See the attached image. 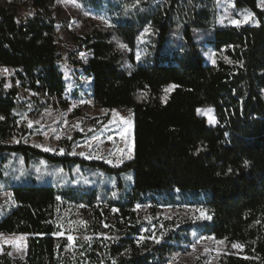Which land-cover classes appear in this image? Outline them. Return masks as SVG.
<instances>
[{
    "label": "trees",
    "instance_id": "obj_1",
    "mask_svg": "<svg viewBox=\"0 0 264 264\" xmlns=\"http://www.w3.org/2000/svg\"><path fill=\"white\" fill-rule=\"evenodd\" d=\"M78 1L110 14L114 26L75 38L92 58L83 65L73 54L71 65L91 80L97 107L132 111L134 158L111 168L51 156L23 141L29 129L21 111H32L24 101L36 105L30 116L39 111V98L68 105V87L58 65L62 58L53 15L56 0H0V68L12 71L10 87L0 73V154L76 160L114 174L133 170L134 187L118 198L110 190L11 188L16 207L0 222V234L26 236L27 249L23 259L5 251L0 264H185L171 260V242L180 235L170 230L158 243L144 238L137 207L154 191L201 190L212 194L206 233L225 244L218 264H264V10L259 0H234L259 22L243 27L218 25L216 0ZM28 6L34 9L32 17L24 15ZM148 26L162 42L179 34L188 42L192 63H136L134 50ZM200 26L214 34V65L206 63L195 43ZM127 59L134 66L121 70ZM172 85L176 87L166 93ZM20 95L22 102L15 105ZM204 108L213 110L215 125L198 114L197 109ZM107 233L112 236H103ZM68 235L75 237L73 246ZM233 243L243 249L235 251ZM194 264L205 263L198 259Z\"/></svg>",
    "mask_w": 264,
    "mask_h": 264
},
{
    "label": "rangeland",
    "instance_id": "obj_2",
    "mask_svg": "<svg viewBox=\"0 0 264 264\" xmlns=\"http://www.w3.org/2000/svg\"><path fill=\"white\" fill-rule=\"evenodd\" d=\"M216 1L218 25L232 27L258 25L254 15L247 23L243 22L245 15L250 11L243 7H237L234 0ZM259 7L264 10V7ZM53 15L58 26L57 45L62 58L58 65L68 87L64 94L68 105L62 107L56 100L43 97L39 98L40 108L33 116H30V112L35 107L32 111L20 110L27 124L29 121L33 122V126L28 127L29 132L23 141L26 145L35 147L51 156H68L88 162H102L111 168H119L132 159L126 158L127 144L119 135L120 128L115 124H109V121L115 119L118 122L121 117L132 120L131 142L134 157L133 113L130 110L110 112L97 107L91 99V80L79 67L71 65L70 62V56L73 54L83 65L89 62L92 53L85 47L79 49L75 38L85 39L96 28L114 26L112 16L105 11L91 10L78 0H56ZM234 20L241 21L239 26L232 23ZM196 31L197 48L203 54L206 63L214 65V34L208 26H200ZM115 41L119 49L128 52L127 47L121 48L119 45L122 43ZM187 45L188 42L181 39L177 33L162 42L148 26L141 33L135 47V62L140 65L156 63L171 65L180 64L179 61H182L183 64L192 63L188 58L189 47ZM133 66L134 64L127 59L122 62L120 68L129 70ZM3 69L8 71L4 72ZM0 73L8 80V87H10L12 71L8 68H0ZM207 109L209 108H204L205 111L199 115L204 117L208 123L210 118L216 121L213 110L208 112ZM109 136H112L113 139L109 140ZM45 148L51 150L45 151ZM120 149L124 150L123 153L119 151ZM81 152L84 155H80ZM97 156L102 158H96ZM121 158L123 163H118ZM109 160L113 162L108 163ZM23 185L47 186L65 191L96 189L104 193V191L110 190L112 195L118 198L131 193V188L134 187V173L133 170H128L114 174L76 160L54 162L38 156L28 157L19 153H1L0 222L16 207L11 188ZM211 197L212 194L204 190L172 194L163 191L147 193L145 205L137 207L141 216L140 221L143 223V237L151 241H155L152 237H156L159 242H162L168 231L171 230L176 232L177 236L180 235L179 238L171 242L174 249L171 260L194 264L196 260L203 259L205 264H218L224 253L225 244L220 245L216 243V240L209 239L213 237L206 233L205 223L207 220L196 218L199 215L197 209H204L207 212ZM153 209H156V213L153 212ZM73 230L77 232L75 227ZM21 236L23 235L0 234V249H2L0 255L7 251V253H12L9 255L10 257L23 259L27 249L26 236H23L22 241H19L21 250H17L11 243H8V241H17ZM103 236L110 238L112 235L107 233ZM78 238L84 239V236L78 235ZM73 245L74 242H71V246ZM193 245H195V249ZM233 249L240 251L237 248Z\"/></svg>",
    "mask_w": 264,
    "mask_h": 264
},
{
    "label": "snow or ice",
    "instance_id": "obj_3",
    "mask_svg": "<svg viewBox=\"0 0 264 264\" xmlns=\"http://www.w3.org/2000/svg\"><path fill=\"white\" fill-rule=\"evenodd\" d=\"M259 6L264 7V0H260ZM252 16H253L252 13H250V12L247 13L245 15V17H244V21L243 22L247 23L252 18ZM105 23H107V21H105ZM232 23L237 25V26H239L241 21L240 20H234V21H232ZM256 23L258 24L259 22H256ZM119 46L121 48L126 47L123 44H120ZM137 58H139V57H137ZM228 62L231 63V61H228ZM213 63H215V60H213ZM3 71L7 72L8 70L7 69H3ZM175 87H176L175 85H172L171 88L165 89V92L167 93V92L171 91L172 88H175ZM204 111L205 110H203V109H197L198 114L203 113ZM207 111L211 112L212 109L209 108V109H207ZM2 119H4V117H0V120H2ZM209 123L210 124H214V123H216V121L210 118L209 119ZM109 124H115L116 127L120 128L119 135H120L121 139L125 140V142L127 144L126 158L129 159V160L133 159L134 158L133 157V145H132V142H131L132 128H133L132 120L131 119H125V118L121 117L118 122L114 119L113 121H109ZM32 126H33V122L29 121L28 122V127L31 128ZM76 126L78 127L79 125H76ZM108 139L112 140L113 137L109 136ZM44 150L45 151H50L51 149L45 148ZM61 151H63V150H61ZM119 151L123 153L124 150L120 149ZM197 151H199V149ZM73 154H75V153H73ZM79 154L80 155H84L83 152H81ZM96 158H102V157L97 156ZM112 162L113 161H111V160L108 161V163H112ZM118 163H123V159L122 158L119 159ZM247 164H248V162L245 161V166H247ZM229 171H231V169H229ZM9 198H11L10 195H9ZM57 199H59V197H57ZM197 211L199 212V215L196 217L197 219L209 220V219L212 218L211 215H209L204 209H197ZM80 223L84 224L85 222L81 221ZM105 227H107V225H105ZM56 235L57 236H63L64 233L63 232H57ZM23 239H24V237L21 236V237L18 238L17 241H8V243H11L13 245V247H15L17 250H21V244L19 243V241H22ZM84 239H85V241H89L91 239V237H87L86 236V237H84ZM141 239H143V237ZM152 239H154L157 243L159 242V240L156 237H152ZM209 239H214V238H209ZM67 240L69 242H74L75 237L72 236V235H68L67 236ZM216 243H218L220 245H223L224 244V240L216 241ZM232 247L233 248H237V249H241V250L243 249V245H241L239 243H233ZM193 248L195 249V245H193ZM0 251H2V249H0ZM205 251H207V249H205ZM11 254H12L11 252L8 253V255H11ZM245 258H247V257H245ZM113 264H115V262H113Z\"/></svg>",
    "mask_w": 264,
    "mask_h": 264
},
{
    "label": "built area",
    "instance_id": "obj_4",
    "mask_svg": "<svg viewBox=\"0 0 264 264\" xmlns=\"http://www.w3.org/2000/svg\"><path fill=\"white\" fill-rule=\"evenodd\" d=\"M24 10H25V12H24L25 16H29V17L33 16L34 9L31 6H28V7L24 8ZM13 102H14L15 105H19L22 102V95L17 97ZM35 106L36 105H35V103L33 101H30V100L24 101V107L26 109H33Z\"/></svg>",
    "mask_w": 264,
    "mask_h": 264
}]
</instances>
